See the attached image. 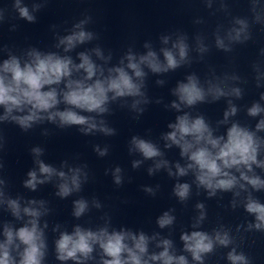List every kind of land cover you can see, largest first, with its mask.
<instances>
[{
	"label": "clouds",
	"instance_id": "clouds-1",
	"mask_svg": "<svg viewBox=\"0 0 264 264\" xmlns=\"http://www.w3.org/2000/svg\"><path fill=\"white\" fill-rule=\"evenodd\" d=\"M202 2L212 10V15L222 12L231 17L227 28L218 24L214 33L216 48L224 52H232L233 45H243L250 41L253 38V25L264 26V3L261 0H248L250 15L244 17L232 16L226 0ZM47 3L48 0H31L29 7L25 0H12L11 8L0 6V24L11 19L35 23L36 14ZM214 3L218 4L216 9H213ZM92 22V17L84 14L71 27L63 28V34L60 26H51L55 40L53 47L62 50L64 54L29 47L21 57L13 54L7 45L0 47V53L8 54L7 59L0 61V108L3 110L0 125L13 124L26 133L39 125L50 123L58 129L78 126L79 132L85 136L96 132L114 136L116 129L103 119L105 115L112 114V103L132 98L130 108L143 114L145 108L141 105L151 102L144 90L148 73L164 74L190 63L188 36L179 31L174 33L176 39L172 41L171 47H161L159 52L153 49L150 42H145L143 47L147 49L146 52L137 53L129 47L118 62L112 64V51L109 50L106 55L104 48L97 44L78 52L77 63L67 53L100 38L98 33L89 29ZM196 22L203 23V20ZM16 27L13 24L11 30L15 31ZM221 30L224 31L223 36L220 35ZM195 39L200 53L209 50L200 35ZM160 40L162 44L168 45L172 35H162ZM260 55L264 57V49H261ZM262 66L264 60L252 64L257 88L264 87L261 83L264 81ZM229 79L240 81L241 77L226 75L223 80L217 77L218 82L208 80L205 88L195 74L188 75L186 82H178L172 90V95L177 99L171 102L170 107L180 112L182 106L192 108L200 103L218 101L222 97L234 96L241 99L243 90L240 87L226 90ZM242 82L247 83L246 80ZM156 83L163 85L165 81L157 80ZM260 100L264 101V92L260 93ZM124 106L126 101L121 105ZM237 112L238 107L229 100L223 120L218 121V124H228L229 118L236 116ZM246 112L247 116L254 118L264 114V107L259 102H254ZM168 128L170 131L162 135L164 147L176 146L181 158L186 161L184 165L176 162L174 172L170 162L163 159L164 153L150 140L133 136L129 142V153H139L143 160L155 161L148 169L149 175L162 168L167 170L169 177H185L192 173L197 189L205 190L209 198L216 197L218 192L232 193L230 208L235 210L240 198L243 210L254 218L236 225L234 230L219 223L211 233L203 230L182 232V251L190 254L195 264H206V258L218 248L229 249L225 257L228 264H252L251 258L242 250V244L246 234L264 233V203L253 195L254 192L264 191V178L256 173V169L264 171V159L258 158L264 153V137L257 135L264 131V116L256 123L255 130L239 121H233L227 128L226 135H214L215 130L203 115L193 117L189 112L176 116L175 122L169 123ZM42 135H49V130L45 129ZM5 143L4 136L0 134V150ZM44 151L39 146L30 149L37 167L27 172L23 187L36 191L38 185L49 183L56 177L59 180L56 196L64 199L74 192H80L89 178V173L85 170L87 164L69 166L65 160L61 167H66L67 172L58 170L40 159ZM94 151L104 157L108 155L109 149L107 146L100 148L96 145ZM141 163L142 160H134L132 167L138 168ZM2 168L3 163L0 162V169ZM121 172L120 167L113 170L116 185L123 182ZM6 187L7 181L0 177V210L8 212L13 220L23 223L17 227L11 220H0V264H45L49 252L45 232L48 221L44 220L41 225V220L51 212L48 202L43 199H28L25 201L26 206L22 207L21 201L24 198L8 195ZM191 189V184L177 182L173 195L183 203L189 199ZM144 191L155 195L152 188H145ZM93 206L101 207L96 200H93ZM195 207L199 210V215L194 218L191 227L200 229L207 218V210L204 203H197ZM89 210L86 199L73 201L72 215L75 218H81ZM175 220L174 215L165 211L156 223L160 229H164L172 226ZM109 224L110 220L96 230L75 225L71 233L67 230L60 231L61 226L55 225L53 232H59V237L54 240L56 260L62 264L67 261L86 264L89 260H96L93 253L98 249L97 264H189L186 255L176 254L171 239L160 237L159 233L149 236L143 231L137 233L124 228L110 231ZM151 241H157L156 247L161 249L159 252L149 253Z\"/></svg>",
	"mask_w": 264,
	"mask_h": 264
}]
</instances>
